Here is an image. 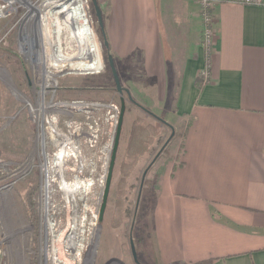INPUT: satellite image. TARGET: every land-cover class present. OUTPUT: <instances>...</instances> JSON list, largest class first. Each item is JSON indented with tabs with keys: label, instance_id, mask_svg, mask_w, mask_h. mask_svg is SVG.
Wrapping results in <instances>:
<instances>
[{
	"label": "crops",
	"instance_id": "obj_1",
	"mask_svg": "<svg viewBox=\"0 0 264 264\" xmlns=\"http://www.w3.org/2000/svg\"><path fill=\"white\" fill-rule=\"evenodd\" d=\"M98 4L115 62L140 67L173 124L170 142L185 130L153 188L152 263L264 264V0H221L210 57L199 2L185 3L176 21L188 24L190 42L180 67L165 0Z\"/></svg>",
	"mask_w": 264,
	"mask_h": 264
},
{
	"label": "rangeland",
	"instance_id": "obj_2",
	"mask_svg": "<svg viewBox=\"0 0 264 264\" xmlns=\"http://www.w3.org/2000/svg\"><path fill=\"white\" fill-rule=\"evenodd\" d=\"M30 2L39 9L45 24L58 19L62 23L67 16L66 13L56 14L63 9L67 0ZM89 2L95 31L101 43L104 68L98 74L75 71L60 77L57 97L66 100L114 101L120 107L124 99L126 111L104 218L99 222L97 238L93 244L94 256L87 264H105L113 259L124 264H137L131 242L134 243L140 264H153L150 257L153 188L158 171L171 158L177 145L178 152H181L185 130L182 129L178 134L176 144L170 142L173 135L170 125L173 124L162 121L167 119L156 109V100L149 96L148 91L151 89L145 88L149 82L142 79L138 65L133 64L129 68L115 62L123 88V93H119L108 58L103 53L99 22L91 0ZM188 2L194 3L196 0H165L164 4L167 21L164 32L177 49L176 61L180 63L179 67L184 61L190 41L188 24H178L176 20L180 15L177 12L179 14L180 9H186L185 3ZM21 14L4 20L0 25L1 34L17 24L7 42L0 46V264H44L41 251L44 177L41 167L47 152L43 154L37 123L28 105V102L34 103L38 98L40 85L36 82L38 66H34L31 57L26 56L18 42ZM32 29L33 25L27 24V30ZM32 33L35 31L32 30ZM127 91L133 100L154 113V116L132 103ZM86 153L90 159V152ZM85 161L89 163L88 159ZM114 262L121 264L116 260Z\"/></svg>",
	"mask_w": 264,
	"mask_h": 264
},
{
	"label": "built area",
	"instance_id": "obj_3",
	"mask_svg": "<svg viewBox=\"0 0 264 264\" xmlns=\"http://www.w3.org/2000/svg\"><path fill=\"white\" fill-rule=\"evenodd\" d=\"M68 1L56 13L67 14L62 23L58 19L46 23L42 29V66L37 68L36 79L40 91L34 103L28 102L37 123L43 154L47 152L41 167L44 264H85L92 252L104 197L102 187L107 181L121 113L120 105L114 101L57 97L60 77L75 72L74 65L90 63L96 66L86 71L91 74L101 73L104 68L98 49L83 55L97 40L93 35L95 27L89 0H79L77 8L83 4L87 9L77 15L71 12L73 8L68 11ZM198 2L203 21L202 46L210 57L215 49V10L221 0ZM30 4V0H0V25L20 13L23 24L30 13ZM16 26L0 34V46L7 42ZM21 28L22 25L17 35L19 45L24 43L35 66L33 58L36 59V55L31 56L35 46L29 38L32 30H27V37L21 40ZM93 44L98 47L97 43ZM202 78L205 82L208 80L207 71L202 73Z\"/></svg>",
	"mask_w": 264,
	"mask_h": 264
},
{
	"label": "bare ground",
	"instance_id": "obj_4",
	"mask_svg": "<svg viewBox=\"0 0 264 264\" xmlns=\"http://www.w3.org/2000/svg\"><path fill=\"white\" fill-rule=\"evenodd\" d=\"M78 4H79V0H69L68 4H67L68 5V7H67L68 11H70V9L73 8L74 11H71V12L74 15H77L78 13L87 9V6L83 5V4L79 5V7L77 8ZM30 9L32 10V12L30 14H28L26 20L23 22L20 36H21V40L22 39L25 40V33L27 30V24L33 25L32 30H34L35 33H32L31 37H29V38L35 46V47L33 46L35 48V51L31 56L35 57V55H36V59L33 58V60H34L35 64L38 66V68L41 69V66H42V50H43L42 49L43 45H42L41 27H42V29H45V23H44V18L40 15L39 9H37L36 6H34L33 4H30ZM44 32H45V30H44ZM93 35L97 36L96 31H94ZM26 37H27V35H26ZM93 43H97L98 47H97V45H95ZM93 43H92L91 47L89 48L88 52L83 53V55L91 53V52H95L98 49V52H99V55L101 58L100 61L102 63L103 58H102V54H101V45H100L98 36H97V40H94ZM21 48H22V51L26 54V56H28L30 54V53H27L28 52V51H26L27 47H25L24 43H21ZM74 67L75 68H73V70H76V71H91V70L96 68V66H93L90 63H86V64L80 63L78 65H74ZM94 253H95V251H94V247H93V250H92V252H90V255L88 256V258L86 260V263H90V261H92Z\"/></svg>",
	"mask_w": 264,
	"mask_h": 264
},
{
	"label": "water",
	"instance_id": "obj_5",
	"mask_svg": "<svg viewBox=\"0 0 264 264\" xmlns=\"http://www.w3.org/2000/svg\"><path fill=\"white\" fill-rule=\"evenodd\" d=\"M91 2H92V5L94 7L95 15H96L97 20L99 22L100 29L103 30L104 23H103L102 11H101V9H100V7L98 5L97 0H91ZM103 42H104L105 45L108 44V41L106 39H104ZM108 63H109V66H110V68L112 70L117 90L119 91V93H123V88L121 86V82H120V79H119V76H118V73H117V69H116V66H115V61H114V57L113 56H109L108 57ZM127 93H128L130 101L134 102L130 92L127 91ZM143 109H144V107H143ZM145 110H147V109H145ZM125 111H126V104H125V101L123 99L122 100V105H121V113H120L119 124H118V128H117V133H116L115 144H114L112 157H111V162H110V169H109V173H108L109 175L107 177V182H106L107 185H106V188H105V191H104L103 203H102V206H101V209H100V221H102L103 218H104V213H105V209H106V206H107L108 196H109V192H110V185H111V180H112V174H113V169H114L116 156H117V151H118V147H119V139H120V133H121V129H122V124H123V120H124ZM150 114H154V113L150 112ZM162 121L167 124V122L164 121L163 119H162ZM146 174H147V172L144 174L143 179L145 178ZM131 247H132V253H133L135 262L137 264H140V262L137 259V254H136V250H135L133 242H131ZM114 260L119 261L121 264H124L122 261L117 260V259H113L111 261H114Z\"/></svg>",
	"mask_w": 264,
	"mask_h": 264
},
{
	"label": "trees",
	"instance_id": "obj_6",
	"mask_svg": "<svg viewBox=\"0 0 264 264\" xmlns=\"http://www.w3.org/2000/svg\"><path fill=\"white\" fill-rule=\"evenodd\" d=\"M97 2H98V0H97ZM98 5H99V4H98ZM101 34H102V37H103V41H104V39H106V40L108 41L107 36H106V33H105V28H103V30H101ZM103 51H104L103 53H104V56H105V57L108 58L109 56H113L112 53H111V48H110L109 42H108L107 45H105L104 42H103ZM198 85L200 86V84H199V80H198ZM132 103H134L135 105H137V106L143 108V107H142L140 104H138L135 100H134V102H132ZM144 110H145V108H144ZM145 111H147V110H145ZM147 112L150 113V111H147ZM152 115L154 116V114H152Z\"/></svg>",
	"mask_w": 264,
	"mask_h": 264
},
{
	"label": "flooded vegetation",
	"instance_id": "obj_7",
	"mask_svg": "<svg viewBox=\"0 0 264 264\" xmlns=\"http://www.w3.org/2000/svg\"><path fill=\"white\" fill-rule=\"evenodd\" d=\"M114 263H116V262L108 260L105 264H114Z\"/></svg>",
	"mask_w": 264,
	"mask_h": 264
}]
</instances>
